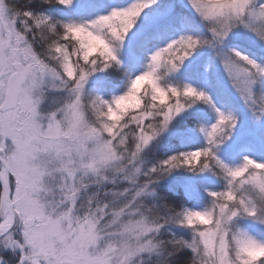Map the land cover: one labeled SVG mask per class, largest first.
Returning a JSON list of instances; mask_svg holds the SVG:
<instances>
[{"label": "snow or ice", "instance_id": "obj_1", "mask_svg": "<svg viewBox=\"0 0 264 264\" xmlns=\"http://www.w3.org/2000/svg\"><path fill=\"white\" fill-rule=\"evenodd\" d=\"M0 264H264V0H0Z\"/></svg>", "mask_w": 264, "mask_h": 264}]
</instances>
